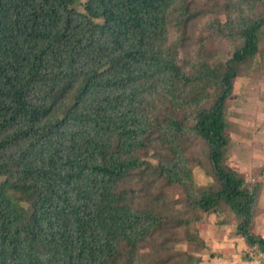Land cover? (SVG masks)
<instances>
[{"label": "trees", "instance_id": "obj_1", "mask_svg": "<svg viewBox=\"0 0 264 264\" xmlns=\"http://www.w3.org/2000/svg\"><path fill=\"white\" fill-rule=\"evenodd\" d=\"M208 29L226 60L189 51ZM263 50L264 0H0V264H202L196 225L226 208L264 256L227 133Z\"/></svg>", "mask_w": 264, "mask_h": 264}, {"label": "rangeland", "instance_id": "obj_2", "mask_svg": "<svg viewBox=\"0 0 264 264\" xmlns=\"http://www.w3.org/2000/svg\"><path fill=\"white\" fill-rule=\"evenodd\" d=\"M80 1L82 3L85 0ZM76 8L83 11L81 4L76 5ZM175 36L176 32L173 30L171 39ZM204 37L202 46L196 39L189 47L195 59L198 54L205 57L207 53L214 61L230 57L234 47L230 42L217 39L210 29L204 33ZM182 56H185L183 52ZM228 111L227 133L231 139L228 165L237 172L246 174L250 181L262 182L264 187V53L244 67L235 82ZM205 147L200 142L193 148V155L199 162H204ZM204 169L196 163L194 174L200 186L211 182ZM168 192L173 199L180 197L178 188ZM196 228L200 232L198 244L205 245L197 254L202 257V264H264V256L256 249H248L243 239L236 235L235 216L227 208L218 213L202 215ZM254 231L264 237V188ZM181 249L191 252L194 246L183 245Z\"/></svg>", "mask_w": 264, "mask_h": 264}]
</instances>
